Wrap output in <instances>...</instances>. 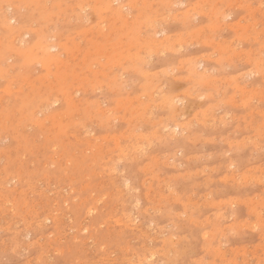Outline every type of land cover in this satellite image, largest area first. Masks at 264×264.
I'll return each mask as SVG.
<instances>
[{"label":"rangeland","instance_id":"374dc122","mask_svg":"<svg viewBox=\"0 0 264 264\" xmlns=\"http://www.w3.org/2000/svg\"><path fill=\"white\" fill-rule=\"evenodd\" d=\"M0 11V264H264V0Z\"/></svg>","mask_w":264,"mask_h":264},{"label":"bare ground","instance_id":"6f19581e","mask_svg":"<svg viewBox=\"0 0 264 264\" xmlns=\"http://www.w3.org/2000/svg\"><path fill=\"white\" fill-rule=\"evenodd\" d=\"M84 8V7H83ZM7 9H9V8H7ZM6 9V10H7ZM83 10V9H82ZM1 12V11H0ZM18 15V14H17ZM2 17V16H1ZM26 18H27V16H25ZM24 17V18H25ZM6 20V22H8L9 24L10 23H12V22H15L16 21V19H15V17H3V19H2V22L4 23V21ZM11 20H12V22H11ZM5 22V23H6ZM10 38H12V37H10ZM42 44V43H41ZM39 47H40V45H39ZM46 47V46H45ZM46 49H47V47H46ZM39 50H41V48L39 49ZM157 52V51H156ZM39 54V53H38ZM39 59V58H38ZM8 93V92H7ZM173 102V101H172ZM228 116V115H227ZM145 181V180H144ZM89 214V213H88ZM173 239V238H172ZM171 238H170V240H172Z\"/></svg>","mask_w":264,"mask_h":264}]
</instances>
